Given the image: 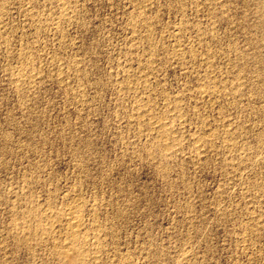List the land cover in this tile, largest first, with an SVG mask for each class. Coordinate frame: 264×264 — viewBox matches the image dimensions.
<instances>
[{
    "label": "rangeland",
    "instance_id": "1",
    "mask_svg": "<svg viewBox=\"0 0 264 264\" xmlns=\"http://www.w3.org/2000/svg\"><path fill=\"white\" fill-rule=\"evenodd\" d=\"M73 204L81 264H264V0H0V264Z\"/></svg>",
    "mask_w": 264,
    "mask_h": 264
},
{
    "label": "bare ground",
    "instance_id": "2",
    "mask_svg": "<svg viewBox=\"0 0 264 264\" xmlns=\"http://www.w3.org/2000/svg\"><path fill=\"white\" fill-rule=\"evenodd\" d=\"M76 1V0H75ZM63 10V9H62ZM60 12V11H59ZM64 13V12H63ZM140 19V18H139ZM41 23V22H40ZM138 30V29H137ZM181 55V54H180ZM24 57V56H23ZM181 57V56H180ZM180 57H178V58H180ZM142 66V65H141ZM146 67V66H145ZM141 68V67H140ZM139 68V69H140ZM147 68V67H146ZM142 70V69H141ZM133 72H135V71H133ZM16 74V73H15ZM135 74H136V72H135ZM145 74V73H144ZM133 75V74H132ZM148 75V74H147ZM131 76V75H130ZM142 76V75H141ZM134 77V76H133ZM146 77V76H145ZM139 78V77H138ZM21 80V79H20ZM24 80V79H23ZM145 80V79H144ZM147 80V79H146ZM25 81V80H24ZM138 81V80H137ZM140 81H141V79H140ZM134 82H135V80H134ZM146 82V81H145ZM128 84V83H127ZM130 84V83H129ZM138 84V83H137ZM131 86V85H130ZM129 86V87H130ZM133 86V85H132ZM126 88H127V86H126ZM134 89H135V87H134ZM211 89V88H210ZM235 90V89H234ZM201 91V90H200ZM205 91V90H204ZM206 92V91H205ZM138 105V104H137ZM173 106V105H172ZM174 107V106H173ZM147 108V107H146ZM145 108V109H146ZM171 108V107H170ZM175 108V107H174ZM175 109H177V108H175ZM174 110V109H173ZM149 112V111H148ZM172 112H174V111H172ZM174 113H176V112H174ZM179 114V113H178ZM181 114H183V113H181ZM153 119V118H152ZM155 121L156 122H158L156 119H155ZM154 121V122H155ZM155 122V123H156ZM160 122V121H159ZM162 122V121H161ZM161 122L159 123V124H161ZM151 124H153V121H152V123ZM162 124H163V122H162ZM164 124H167L166 122L164 123ZM157 127H158V123H157V125H156ZM155 126V127H156ZM171 126V125H170ZM163 127V126H162ZM174 127H176V126H174ZM160 128H161V126H160ZM169 128V127H168ZM167 128V129H168ZM164 129V128H163ZM171 129V128H170ZM164 131H165V129H164ZM165 132H167V131H165ZM160 136V135H159ZM162 137V136H161ZM174 138H175V136H174ZM173 139V138H172ZM166 143H164L165 144V147H166V149H168L171 145V143H168V142H171V141H165ZM173 142V141H172ZM176 142V141H175ZM174 142V143H175ZM177 143V142H176ZM175 145V144H174ZM177 145V144H176ZM175 145V146H176ZM163 146V145H162ZM170 149H171V147H170ZM164 151V150H163ZM166 151V150H165ZM168 152V151H167ZM172 152V151H171ZM165 154H166V152H165ZM72 204V203H71ZM77 206L78 205H75L74 206V204H73V206L72 207H70V209H68V211H67V213H66V218H65V222H62V223H65L64 224V226H65V228H66V231H67V235H68V238L66 239V240H68V242H65V245H66V248H68L67 250L68 251H72L73 252V260H72V262H71V264H81V263H83V261H84V259L87 257V256H89V255H91V257H92V259H93V261H94V263H98V252H100L99 251V247H100V244H99V246H98V244H96V243H94V241L92 242L91 241V237H89V235H87L88 233H89V231H88V233L87 234H85V233H83L82 232V230H81V224H82V222H81V219H80V216H79V214L77 213ZM40 207V206H39ZM48 209V208H47ZM44 210V209H43ZM50 210V209H49ZM36 212V211H35ZM63 212V211H62ZM42 213V212H41ZM54 214V213H53ZM43 215V214H42ZM82 217V216H81ZM53 221V220H52ZM50 222V221H49ZM55 222V221H54ZM54 224V223H53ZM48 225H49V223H48ZM52 225V224H51ZM55 225V224H54ZM63 226V225H62ZM63 226V227H64ZM50 227V226H49ZM48 227V229H50ZM47 228V227H46ZM54 228V227H53ZM96 228V227H95ZM45 229V228H44ZM45 232H46V230H44ZM43 231V232H44ZM50 231V230H49ZM44 232V233H45ZM47 232H48V230H47ZM49 233V232H48ZM92 233H94L93 231H92ZM35 234V233H34ZM96 234V233H95ZM92 236V235H91ZM96 236V235H95ZM100 237V236H99ZM91 238V239H90ZM97 238V237H96ZM97 241V240H96ZM101 243V242H100ZM64 245V246H65ZM62 253V252H61ZM60 260V259H59ZM61 261V260H60ZM64 262V261H63Z\"/></svg>",
    "mask_w": 264,
    "mask_h": 264
}]
</instances>
